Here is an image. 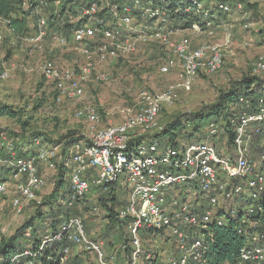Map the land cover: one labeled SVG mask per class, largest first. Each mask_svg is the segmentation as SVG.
I'll list each match as a JSON object with an SVG mask.
<instances>
[{
  "label": "built area",
  "instance_id": "1",
  "mask_svg": "<svg viewBox=\"0 0 264 264\" xmlns=\"http://www.w3.org/2000/svg\"><path fill=\"white\" fill-rule=\"evenodd\" d=\"M166 2L21 0L22 6L33 18V30L13 37L10 44L37 49L49 41L82 55L86 62L71 68L59 67L49 58L39 66L40 74L54 84L59 97L74 99L83 94L81 83L98 72L97 64L106 61L107 56L116 55L119 51H135L139 39L148 35L162 40L169 53L159 71L166 74L178 70L181 81L168 85L164 91H141L135 106L121 110L122 119L119 122L95 128L86 141H77L70 146L65 159L66 179L69 182L67 204L74 205L92 187L108 189L124 181L131 186V192L127 205L119 210L118 218H133L130 225L133 253L128 264H156V254L143 249L138 234L142 226L166 228L176 236L179 256L171 252L168 264H190L191 261L205 264L206 243L213 234L209 230V223L215 219L214 210L218 207L219 197L222 195L231 200L244 192L243 184L228 188L226 178L244 179L248 195L254 200L264 194V169L249 157L250 136H247L251 123H256L257 133L262 131L260 125L264 123V102L257 111H251L248 101L241 99V123L237 129L234 157L219 154L217 147L209 142L189 143L182 147L159 146L158 139L152 136L163 129L158 120L162 108L178 100L179 88L190 91L200 73H215L224 64L221 44L202 42L193 45L187 36L172 41L164 33L163 28L169 23ZM191 2L196 12H201L205 7L201 0ZM218 8L225 13L231 11L228 4L220 3ZM207 14L208 11H205ZM213 24L208 22L205 30L198 25L192 28L207 32ZM230 35L229 32L226 43L230 42ZM2 40L4 35L2 37L0 34V42ZM95 58L97 61H93ZM252 71L257 75L264 73V54L252 63ZM7 75V70H4L3 77ZM96 78L104 80L105 77L99 74ZM76 116L89 123H99L101 120L98 108L92 104L80 108ZM217 129V126L211 125V133L217 132ZM10 146L8 148L13 150V145ZM60 146L42 147L24 157L12 152L14 157L11 160L3 159L12 167L14 176L20 178L17 185L19 196L12 198V206L18 212L23 209L25 201L36 199L45 184L39 174L38 163H48L54 167L53 159L59 154ZM2 147L3 140H0ZM3 160L0 157V162ZM262 161L264 156L260 160L264 164ZM175 185L192 187L195 192L186 188L181 197L171 196V188ZM8 192L7 182L0 178V201ZM198 192L209 197L208 207L200 213L194 210L200 205L198 201L194 203L196 198L199 200ZM186 193L190 195L184 196ZM247 212L254 213V209L249 207ZM230 213L236 216L237 211L231 207ZM217 221L220 225L224 224L223 218ZM190 227L199 230L194 234L195 230L190 231ZM243 232V229H239V233ZM29 235L28 231L26 236ZM64 237L76 249L93 255L97 264H117L115 254H105L102 244L88 236L83 218L79 216L67 219L58 234H47L38 250L25 249L13 255L10 264H40L37 261L39 254L51 242ZM70 253L71 247L63 248L61 264L69 258ZM22 257L26 258L24 262ZM236 264H264V231L249 234L248 243L237 254Z\"/></svg>",
  "mask_w": 264,
  "mask_h": 264
},
{
  "label": "rangeland",
  "instance_id": "2",
  "mask_svg": "<svg viewBox=\"0 0 264 264\" xmlns=\"http://www.w3.org/2000/svg\"><path fill=\"white\" fill-rule=\"evenodd\" d=\"M208 1L202 2L207 5ZM8 28V22L0 19V34L2 37L4 35V41L0 42V106L11 107L17 111V117L0 116V140H3V151L7 152V154L3 153L2 160H11L14 157L13 150L8 148L11 144L14 147L19 144L22 146L21 151L27 154L30 151L36 152L42 147H54L55 143L69 132H76L77 136L84 138L82 141H86L93 129L119 122L122 119L121 110L135 106L141 91L160 92L164 91L168 85L178 84L181 81L178 70L166 74L159 71L169 51L161 39L148 35L139 39L135 51H119L116 55L107 56V60L103 63L97 64L98 72L94 73L88 81L81 83L83 94L80 97L74 99L59 97L54 84L40 74L41 63L49 58L53 59L59 67L71 68L85 63L86 59L78 52L67 50L49 41L44 43L42 48L37 49L17 43L12 45L10 41L17 35ZM30 29L33 30L32 24ZM163 29L172 41L187 36L193 45L202 42L221 44L224 49V64L215 73H200L190 91L179 88L178 100L162 108L158 117L160 125H165L180 114L195 113L203 107L215 104L220 94L236 81L246 75H255L252 71V63L264 54V0H238L231 5V11L224 13L219 22L213 24L207 32L194 28H180L172 22L167 23ZM229 32L231 39L226 43ZM4 70L8 73L5 77H3ZM99 74L105 77L104 80L96 78ZM259 76L264 79V73ZM91 104L99 110L101 115L99 123H89L76 116L80 108ZM221 131L219 126L215 138L217 145L221 144L224 147L226 143ZM33 134H36L38 138L33 139ZM60 149L61 146L59 151ZM5 160L0 162V176L7 182L9 192L5 195V199L2 197L0 201V242L13 236L22 223L33 214L32 204H27L22 213L11 207L10 199L19 196L17 185L20 178L17 179L14 176L12 167L5 163ZM254 161L259 166L263 165L257 159ZM38 167L45 180L43 188L38 192L37 200L35 199L39 202L54 191L58 172L48 163H38ZM261 169H264V165ZM226 180L231 186L232 182L228 178ZM241 182L244 188L243 194L234 196L231 200L221 195L218 209L216 208L214 212L223 211L226 216L230 213L231 207L240 210L246 207L247 202L254 201L248 195L249 190L245 181ZM118 185L123 188L119 194L120 198L123 200L129 198L131 186L124 181ZM181 186L184 185L173 186L171 196H174V192L180 195L178 194L180 190H176L181 189ZM187 189L195 192L192 187L188 186ZM185 190H181L182 193ZM95 191L96 189H93L89 192L86 202L81 200L79 214L83 220L92 225L91 231H87L89 236L108 247L107 240L102 237L107 223L105 211L97 205ZM192 192L190 193L193 194ZM190 193L184 196L188 197ZM197 195L201 199L206 198L204 193L198 192ZM28 201L32 200H27L25 203ZM193 229L194 234L199 230ZM255 231H261V229L252 232ZM177 248L168 244L163 250L155 246L149 247L148 250L152 249L155 252L156 264H168L170 253H176ZM77 254H81L87 264H97L93 255L76 247H72L69 262L73 264L76 261L73 258ZM111 254L114 252L112 251ZM69 262L66 261L64 264ZM190 264L196 263L191 261Z\"/></svg>",
  "mask_w": 264,
  "mask_h": 264
},
{
  "label": "trees",
  "instance_id": "3",
  "mask_svg": "<svg viewBox=\"0 0 264 264\" xmlns=\"http://www.w3.org/2000/svg\"><path fill=\"white\" fill-rule=\"evenodd\" d=\"M237 1L209 0L201 12H196L193 9L191 0H167L165 8L169 15V22L177 24L180 28H192L194 25H198L202 30H205L208 28V22H214V24L219 22L221 16L225 13L218 8L220 3L231 6ZM205 11H208L207 15H205ZM0 17L8 20V29L16 35L32 31L30 25H33V18L30 16L29 11L22 6L21 0H0ZM241 99L248 101L251 111H257L264 102V79L257 74L244 76L229 89L222 92L215 104L203 107L195 113H184L174 117V119L166 122L162 131L155 133L152 138L158 139L161 147L167 145L182 147L189 143L209 142L217 147L219 154L234 157L237 129L241 123ZM2 115L16 118L17 111H14L9 106L1 105L0 116ZM211 125L220 126L226 143L224 147L221 144L217 145L215 138L217 133H211ZM260 127L262 131L258 133L255 129L256 123H251L247 129V136H250L248 153L253 161L255 159L260 161L262 156H264V123ZM32 137L33 139L38 138L36 134H33ZM82 139L84 138L77 136L76 132H69L55 143L56 145H61L60 151L62 152L53 159V168L58 172L54 191L42 201L32 200L24 204L20 213L24 211L27 204H32L33 214L22 223L13 236L0 242V264H10L12 256L23 252L25 249L38 250L47 234L56 235L60 232L62 224L67 219L75 216L81 217L79 204L81 200L87 201L86 197H89V192L93 189H96L94 195L97 205L105 211L107 221L104 227L105 232L102 234V237L108 243V247L106 244L102 245L104 252L109 255L113 251L117 264H128L131 260L133 245L130 225L133 218L127 217L124 220L118 218L119 210L128 203V198L125 200L120 198L121 195L119 194H121L123 188L118 185L119 183L111 185L108 189L92 187L74 205L69 206L67 204L69 182L66 179V153L73 143L82 141ZM21 148L22 146L19 144L15 147L13 145V152L18 157L34 153L30 151L27 153L28 155L24 154ZM3 153L7 154L2 147L0 148V157L4 156ZM40 172L41 170H39V174ZM0 178L4 180L1 176ZM230 181L232 185L229 186L228 184V188L241 184V181L245 180L234 178ZM187 187L184 185L176 191L180 190L182 193ZM180 192H178L180 195H176V192H174V196L177 198L181 197L184 192L182 194ZM3 199H5V195ZM198 199L200 200V205L196 206L194 210L200 213L208 207L209 197L206 195V198L201 199L198 197ZM199 200L196 198L194 203L196 204ZM10 205L13 207L12 198L10 199ZM245 206V208L240 210L236 209V216H232L231 213L224 216L226 213L220 211L223 213L220 214L219 212L217 216H214L215 219L209 223V230L213 234L212 238L206 243L205 264H236L237 254L240 248L248 243L249 234L257 229L264 231V194H261L258 200L247 202ZM249 207L254 209V213L247 212ZM85 208L88 209V207ZM218 218H223L224 224L220 225L217 221ZM83 222L86 231L90 232L92 225L86 220H83ZM253 224L255 227H253ZM193 228L195 227H190V231L194 230ZM239 229H243L244 232L239 233ZM28 231L30 232L29 237L26 236ZM138 234L141 237L145 251H153L152 249L148 250L152 246L163 250L168 244L178 247L176 236L171 235V232L166 228L154 229L142 226ZM89 237L95 240L93 237ZM170 241L172 243H169ZM66 246L71 247V256L74 245L67 237H64L61 240L51 242L49 247L39 254L37 261L40 264H61L62 250ZM174 254L179 256L177 252ZM70 256L66 260L67 262H69ZM25 259V257H22L21 260L24 262ZM73 259L76 260L73 264H87L81 254H77ZM155 262H157L156 259ZM69 264L72 263L69 262Z\"/></svg>",
  "mask_w": 264,
  "mask_h": 264
},
{
  "label": "crops",
  "instance_id": "4",
  "mask_svg": "<svg viewBox=\"0 0 264 264\" xmlns=\"http://www.w3.org/2000/svg\"><path fill=\"white\" fill-rule=\"evenodd\" d=\"M197 79V77L194 79V82H195V80ZM150 136V135H149ZM218 209V208H217ZM219 213V210L218 211H216V212H214V216H217V214Z\"/></svg>",
  "mask_w": 264,
  "mask_h": 264
}]
</instances>
